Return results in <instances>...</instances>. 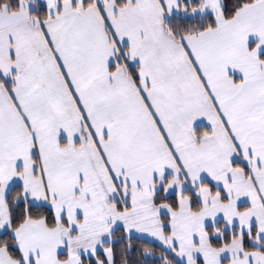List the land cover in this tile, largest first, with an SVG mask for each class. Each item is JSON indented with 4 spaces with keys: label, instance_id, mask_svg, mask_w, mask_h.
Returning a JSON list of instances; mask_svg holds the SVG:
<instances>
[{
    "label": "snow or ice",
    "instance_id": "snow-or-ice-1",
    "mask_svg": "<svg viewBox=\"0 0 264 264\" xmlns=\"http://www.w3.org/2000/svg\"><path fill=\"white\" fill-rule=\"evenodd\" d=\"M0 264H264V0H0Z\"/></svg>",
    "mask_w": 264,
    "mask_h": 264
}]
</instances>
